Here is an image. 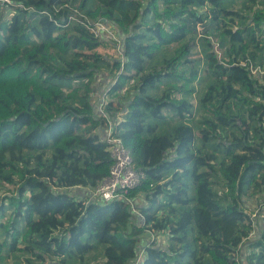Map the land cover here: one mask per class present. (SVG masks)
<instances>
[{"label":"trees","instance_id":"1","mask_svg":"<svg viewBox=\"0 0 264 264\" xmlns=\"http://www.w3.org/2000/svg\"><path fill=\"white\" fill-rule=\"evenodd\" d=\"M99 19L118 26L120 59L81 23ZM101 68L144 174L127 191L143 224L82 191L111 165L91 103ZM1 183L0 264H129L148 230L164 241L140 264H264V207L244 203L264 195V0L0 1Z\"/></svg>","mask_w":264,"mask_h":264},{"label":"built area","instance_id":"2","mask_svg":"<svg viewBox=\"0 0 264 264\" xmlns=\"http://www.w3.org/2000/svg\"><path fill=\"white\" fill-rule=\"evenodd\" d=\"M1 3H9L10 0H0ZM72 19H75L73 16ZM95 37L100 39H110L117 41L119 48L121 39L116 36L114 32L109 28V25L103 19L92 20L83 22ZM108 88L106 89L107 92ZM105 88L99 91L96 100L93 101L94 111L98 117L104 120V127L102 129V140L107 145V150L111 157V165L109 167L108 174L99 180L93 187H82L83 193L87 196L91 202H109L117 198H121L129 204L130 212L132 214L131 223H134L136 218H139L141 224H143V216L141 215L138 206L137 199L129 197L127 191L138 185L140 178L143 177V172L133 167V160L128 149L123 145L121 139L115 134V126L120 119L118 114L113 115L107 108ZM93 98V97H92ZM96 105V106H95ZM56 188V187H54ZM256 226L254 224L253 231L249 234V237L255 233ZM146 242L141 246L134 258L131 259L129 264H140L144 257V246L156 241L158 244L163 242L162 236L153 231H145ZM248 237V238H249ZM237 264H245L242 257L239 255L236 257Z\"/></svg>","mask_w":264,"mask_h":264},{"label":"rangeland","instance_id":"3","mask_svg":"<svg viewBox=\"0 0 264 264\" xmlns=\"http://www.w3.org/2000/svg\"><path fill=\"white\" fill-rule=\"evenodd\" d=\"M10 14V13H8ZM109 25V28L112 30V32H114L116 34V36L120 37V33H119V28L117 25L114 24H110L107 23ZM100 39V38H99ZM102 40V39H100ZM104 40V38H103ZM104 41L107 44L100 46L97 50L99 52H101L102 54L110 57V58H117L120 59V48H119V44L117 43V41H113L110 39L105 38ZM215 50H217V47L215 46ZM103 72H105V74L107 73V70L105 68H101L99 69L98 73V85H100L99 83L105 85V89L108 88L110 86V84L113 81V77L111 75L108 74V76L102 74ZM132 82L130 84V86L126 87V90L122 93L120 92V95L117 93L116 97L118 99H120L121 101H126V99L128 98V96L130 95V92H132ZM196 93L192 98V102L194 103V105H197V100L198 97L200 96V94L204 91L205 87H206V80L202 79L199 80L198 82H196ZM92 100V99H91ZM14 189L13 185H6L1 183L0 184V194H4L5 192H12ZM245 207L252 212L254 218H257L258 215V210H260L262 207H264V195L255 198V199H251V200H245ZM255 235V233L253 234V236ZM91 255V254H90ZM243 256V255H242Z\"/></svg>","mask_w":264,"mask_h":264},{"label":"crops","instance_id":"4","mask_svg":"<svg viewBox=\"0 0 264 264\" xmlns=\"http://www.w3.org/2000/svg\"><path fill=\"white\" fill-rule=\"evenodd\" d=\"M105 74V73H104ZM105 75H107V74H105ZM98 77V76H97ZM99 79V78H98ZM100 85H98V82L95 84V91L93 92V98H92V100H91V102L93 103V101H95L96 100V97L98 96V94H99V91H101V89H103V88H105L104 86L105 85H103V84H101V83H99ZM128 87V86H127ZM109 88V87H108ZM107 89V88H106ZM106 89H105V92H106ZM126 90V89H125ZM125 90H123V91H120V92H124ZM120 92H119V95H120ZM106 100H109V98H110V96L109 95H107V92H106ZM130 96L131 95H129L128 96V98H130ZM127 98V99H128ZM126 99V100H127ZM117 101H121L120 99H117ZM116 101V102H117ZM122 103H124V101H121ZM96 106V105H95Z\"/></svg>","mask_w":264,"mask_h":264},{"label":"water","instance_id":"5","mask_svg":"<svg viewBox=\"0 0 264 264\" xmlns=\"http://www.w3.org/2000/svg\"><path fill=\"white\" fill-rule=\"evenodd\" d=\"M122 44H123V43L120 44L121 47H122Z\"/></svg>","mask_w":264,"mask_h":264}]
</instances>
